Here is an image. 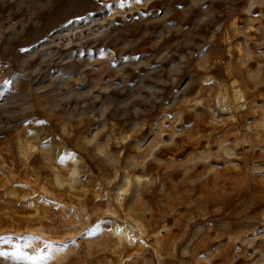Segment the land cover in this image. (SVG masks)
Wrapping results in <instances>:
<instances>
[{
    "label": "rangeland",
    "instance_id": "1",
    "mask_svg": "<svg viewBox=\"0 0 264 264\" xmlns=\"http://www.w3.org/2000/svg\"><path fill=\"white\" fill-rule=\"evenodd\" d=\"M0 238L264 264V0H0Z\"/></svg>",
    "mask_w": 264,
    "mask_h": 264
},
{
    "label": "snow or ice",
    "instance_id": "2",
    "mask_svg": "<svg viewBox=\"0 0 264 264\" xmlns=\"http://www.w3.org/2000/svg\"><path fill=\"white\" fill-rule=\"evenodd\" d=\"M129 2H131V0H129ZM136 3H140L141 0H135ZM123 3V0H122ZM125 59H128L127 57H125ZM40 123H44V121H40ZM95 227V226H94ZM2 239V238H0ZM62 247H67V244L62 245ZM60 248H57L56 251H60ZM0 255H4V253H0ZM28 259H35V257H27Z\"/></svg>",
    "mask_w": 264,
    "mask_h": 264
},
{
    "label": "bare ground",
    "instance_id": "3",
    "mask_svg": "<svg viewBox=\"0 0 264 264\" xmlns=\"http://www.w3.org/2000/svg\"><path fill=\"white\" fill-rule=\"evenodd\" d=\"M136 177H137L138 179H140V178H141V177H140V176H138V175H137ZM126 181L128 182V179H127Z\"/></svg>",
    "mask_w": 264,
    "mask_h": 264
}]
</instances>
